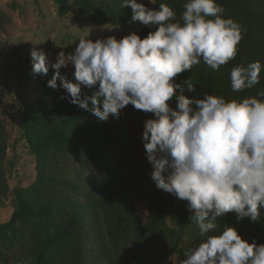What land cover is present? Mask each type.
<instances>
[{
	"label": "trees",
	"instance_id": "16d2710c",
	"mask_svg": "<svg viewBox=\"0 0 264 264\" xmlns=\"http://www.w3.org/2000/svg\"><path fill=\"white\" fill-rule=\"evenodd\" d=\"M50 1L60 16L73 10L82 24H107L120 30L123 37L135 32L143 39L158 28L132 21L133 11L130 6L121 7L123 0ZM137 2L155 10L165 3L180 21L186 0ZM217 3L225 9L224 18L242 27L235 59L219 71L201 61L174 81L182 84V94L189 99H203L205 93L226 100L254 96L264 90V0ZM11 25V17L0 8V32ZM4 48L0 39V64ZM255 61L262 65L260 82L233 92L231 69ZM24 63H31L30 53ZM53 75L48 72L41 77V96L23 102L21 137L36 160V180L26 188L9 184L14 165L7 160L10 133L0 101V204L11 198L14 205L9 217L0 222V264H88L89 243L102 264H180L186 259L185 251L198 246L202 238L190 220L187 201L157 188L151 178L153 166L146 158L142 134L145 121L154 114L129 104L119 118L101 121L70 103L59 79L56 89L49 87L47 81ZM187 82L194 85V91L188 90ZM96 87L82 86L81 96H91ZM168 103L176 108L174 98ZM71 164L76 168L71 170ZM136 200L144 203L145 220ZM260 211L258 221L248 217L237 220L236 213L229 212L218 218V223L234 227L249 243L264 245V209Z\"/></svg>",
	"mask_w": 264,
	"mask_h": 264
},
{
	"label": "clouds",
	"instance_id": "9594fccd",
	"mask_svg": "<svg viewBox=\"0 0 264 264\" xmlns=\"http://www.w3.org/2000/svg\"><path fill=\"white\" fill-rule=\"evenodd\" d=\"M128 6L132 21L158 28L143 39L135 32L120 40L81 38L73 53L59 52L51 65L42 49L33 48L32 72L46 75L49 67L54 69L48 86L56 89L59 79L69 102L101 121L119 118L129 104L154 114L145 121L142 134L146 158L153 166L151 178L157 188L187 201L190 220L202 238L185 251L180 264H264V245L249 243L234 227L218 223L229 212L236 213L237 220L261 218L264 90L239 100L207 93L203 99H189L182 94V84L174 81L201 61L219 71L235 59L241 25L224 18L225 9L217 0H186L180 21L165 3L155 10L137 0H123L121 7ZM69 64L74 66L75 82L61 74L62 66ZM261 69L259 61L234 66L232 91L257 85ZM82 86L98 87L82 97ZM187 87L194 91L191 82ZM173 98L175 109L168 103Z\"/></svg>",
	"mask_w": 264,
	"mask_h": 264
},
{
	"label": "rangeland",
	"instance_id": "374dc122",
	"mask_svg": "<svg viewBox=\"0 0 264 264\" xmlns=\"http://www.w3.org/2000/svg\"><path fill=\"white\" fill-rule=\"evenodd\" d=\"M0 8L12 19V25L5 32H0L4 43L5 55L0 64V101L3 116L10 133L7 160L14 168L9 176L11 188L29 187L36 180V160L28 144L21 137L20 123L23 102L41 96L39 88L43 74L32 72V62L25 64L24 58L33 48L42 49L49 65L56 62L57 55L63 51L73 53L81 38L95 42L97 39L123 38L120 30L112 29L107 24H82L72 10L68 15L60 16L50 0H0ZM74 66H62L61 74L74 81ZM49 67V71L54 73ZM72 168L76 165L71 164ZM89 179L93 180V176ZM137 209L145 220L147 210L141 200H136ZM14 209L11 198L0 204V222L9 217ZM86 233L90 236L88 226ZM173 261L178 263L177 257ZM88 264L100 263L96 258V249L88 244Z\"/></svg>",
	"mask_w": 264,
	"mask_h": 264
}]
</instances>
